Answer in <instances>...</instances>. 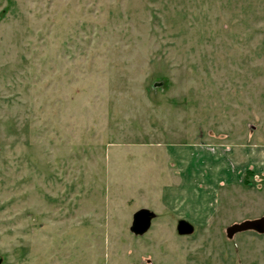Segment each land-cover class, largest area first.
Here are the masks:
<instances>
[{
    "label": "rangeland",
    "instance_id": "1",
    "mask_svg": "<svg viewBox=\"0 0 264 264\" xmlns=\"http://www.w3.org/2000/svg\"><path fill=\"white\" fill-rule=\"evenodd\" d=\"M261 216L264 0H0L1 264H264Z\"/></svg>",
    "mask_w": 264,
    "mask_h": 264
},
{
    "label": "water",
    "instance_id": "2",
    "mask_svg": "<svg viewBox=\"0 0 264 264\" xmlns=\"http://www.w3.org/2000/svg\"><path fill=\"white\" fill-rule=\"evenodd\" d=\"M156 213L149 208H140L133 213V219L130 226V230L136 235H142L147 232L152 224L153 218ZM194 230L193 224L188 220L180 219L177 223V231L181 234H190ZM245 230H254L258 233H264V216L246 219L239 223H234L228 227V235L232 236L236 232ZM3 259L0 256V264Z\"/></svg>",
    "mask_w": 264,
    "mask_h": 264
}]
</instances>
